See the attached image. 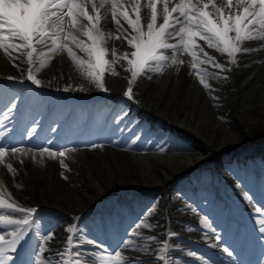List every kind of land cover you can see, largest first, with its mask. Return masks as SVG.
Returning a JSON list of instances; mask_svg holds the SVG:
<instances>
[{"label": "bare ground", "instance_id": "6f19581e", "mask_svg": "<svg viewBox=\"0 0 264 264\" xmlns=\"http://www.w3.org/2000/svg\"><path fill=\"white\" fill-rule=\"evenodd\" d=\"M142 3H146V0H142ZM159 10L160 6H158V11ZM144 11L147 10L142 9V15ZM102 23L104 22L102 21ZM122 23L124 27L127 28L126 23L123 21ZM105 31H111L114 35L117 34L115 32V24L111 22L110 19L105 24ZM244 45L245 47L251 45L254 46V48H264V40L246 42ZM109 47H116L119 52L130 51L124 42L115 39L109 41ZM74 50L82 59L85 58L84 54L79 52L78 49ZM206 50L212 52L213 55L217 56L218 60L224 62V58L220 57L219 54L214 53L213 50ZM45 52H47V49H45ZM13 55H15V53H13ZM182 58L185 60V64L179 66V72L175 71L176 66H171L166 67L162 74H150L152 76L151 79L138 77L136 83L133 85L135 98L133 101H129L123 96L127 88V80L131 79V74L123 70V68L127 67L126 62H121L123 68L121 64H117L115 69L120 73L119 75L113 76L107 73L105 74L104 82L109 90L108 92H104L106 97L100 99V102L94 103L92 101L93 103H88L83 107L77 104L72 105L73 110L71 111L72 117L70 122H72L75 117H82L84 121H86L88 127L95 126L97 115L108 109L107 101L117 100L122 102L124 106L130 110V113H133L139 120L143 118L146 125L151 126V124H158L163 127L166 132L165 135H169L171 131L177 130L181 135L188 137L189 140L192 141L191 144L194 143V145H197L196 147L192 146L195 149V154L186 155L178 153V151L189 149V146H175L173 148L147 147L143 150H136L131 146L120 148L112 142L97 143L96 146L92 148L72 145L59 150L66 152L65 157H59L57 152L55 159L49 156L48 153H44V155L41 156L40 151L42 149L35 148L28 144L22 145L21 151L17 152L15 156L12 154L8 155V153L5 154V165H7V163H12L13 168L16 170V172L13 173L8 171L6 167L7 175H3L2 172L0 174V196H2L5 204L15 202V204L24 208H35L37 210L54 209L62 212L64 215L63 219L55 226L56 230L49 234L53 239H47V242L43 243L46 251L41 253L39 250L38 256L53 258L52 262L59 264L58 262H60L61 258L58 257L56 253L58 251H63L67 247V237L72 234V232L67 231V229L75 227L76 230H79V225L90 215H102L104 221L97 229L101 232H109L112 236L115 231L114 229L118 227L119 223L123 225L127 224L128 218L124 214H119L113 210L111 201L114 202L124 198L125 200L128 199L130 202L127 208H143L147 204V201L143 200V202L136 197V195L141 196L142 193L135 195L134 192H130L134 189H138V191L142 192H160L163 197L158 201L160 210L152 213H145L139 220V224L143 222L145 225H151V227H135L134 230L132 229L133 231L129 232L125 239L131 241L129 248L124 249L121 246L117 251H121L122 255L126 257L124 264H129V259L132 264H157L158 261H156L154 257L157 254L158 246H162V244L157 242L151 247L149 241L145 239L148 237L146 233L152 232V234H155L159 238L162 237L164 244L168 243V241L171 242L174 238L171 233L180 231H178V228H175L176 226H174L171 221L174 216H182L186 211V209H177L171 202V189L173 184L191 168H199L200 170L208 169L210 171L212 170L213 189L215 193L218 192L219 187L215 185V181L222 178V174L217 171V168H215V171L213 170L215 166L217 167V162L213 160L209 162L203 161L202 153L208 148L207 145H209V142L213 141L212 137L214 136V131H216L215 125L223 134V138L219 143L221 149L217 151V159L224 156L223 152L225 150H228L226 157L240 154L231 145L239 133L244 135L249 132L247 125L248 118L245 116L249 108H243L240 116L236 117V125L239 129H236L237 131L225 128L226 126L224 122H222L223 120H214L215 116L211 119L212 113L210 111L212 110L211 100H213V96H208L203 86L199 89L196 88V84L199 82L193 74H190L192 72L191 58L187 55H184ZM26 59V57H23L15 61V63L19 64L21 67V70L18 71L17 68L13 66V61L4 55L3 50H0V83H9L16 86L30 83L32 85V90L52 100H56L60 97V93L63 92L61 89L66 84H71L74 88L83 86L85 90L82 91V93L91 90L92 84L80 79L78 73L81 70L76 67L71 57L67 55L66 50L52 54L51 58L45 61L46 66L39 69V71L36 69L39 68L40 60H37L36 63L31 66L33 75L42 81L39 87L33 85L26 79L27 69L29 67ZM237 61V66H231V72L220 73L221 76H226L225 74H228V81H232L231 91L234 92L236 98H238V88L242 86L241 84L245 79V76L241 77L242 73L249 74V79L251 78V80L254 74L264 73V53H241L237 55ZM9 76L15 77L16 79L9 80ZM206 79H208V77H206ZM209 80L213 81V84L216 83L214 78ZM69 92L76 95L80 93L79 91ZM6 99V96L0 93V101ZM90 100L88 101L91 102ZM50 104L52 103L50 102ZM50 104L47 105L44 102H40L37 104L36 112L26 114L24 108L21 110L22 114L17 113L18 108L20 109L23 107V100L20 103H14L13 100L10 104L12 105L11 108L9 106H1L0 131L8 133L13 129L26 127V129L30 130L27 132V136L29 134L34 135L38 132V126L47 120L48 123L46 126L48 125L50 129L49 138L57 136L61 132L60 125L62 123L60 125L53 124L56 119L54 118V112L50 115L51 117L39 116V111L45 108L46 105L47 110H49L51 107ZM97 105L99 106L98 109L95 107ZM230 105L231 108L237 107L235 103ZM261 105V107H263L264 103ZM13 106H15L14 110L10 111ZM59 108L62 109L64 106H60ZM10 114H13V120L5 117ZM127 118L126 116L124 120ZM6 120H10V122L7 123ZM212 121L213 124L211 126L210 123ZM117 124L118 123H114L111 127L115 128ZM120 124H122V122H120ZM69 127H73V124H69ZM34 128L36 129L35 133L31 130ZM207 130H211L213 133L208 136ZM80 132L81 129H76L77 134ZM33 157H35V159H33ZM60 159L65 161V164L68 166L67 169L60 166ZM21 161H23V163H21ZM61 173H63L67 179L61 176ZM252 175L255 176V180H257L258 184L264 187V178L254 173H252ZM13 183L15 186L12 185ZM15 198H17V200ZM104 199L105 201H103ZM19 200L25 201L27 206L19 203ZM258 201L261 205H264V201H261V198H259ZM216 207H219L218 204H216ZM188 209L193 210L191 207ZM195 209H197L195 211L200 215L207 214L206 208L201 204H196ZM248 214L261 216V213L257 214V212L253 210L249 211ZM0 215H6L9 219H14L8 216L11 215V211L9 208L7 209V207L0 209ZM110 216L118 217V219H112L111 223ZM198 217H200L198 214L193 213V217H183L179 222L185 224L183 230L187 229L189 231L198 228L199 234L206 233L209 235L211 233L209 228H211L212 222L206 221L198 224L196 221ZM241 217L244 218L243 215H241ZM256 221L257 220H253L250 223V225H253L252 228H250L251 226L248 227V229L240 226L236 234V238L240 235L238 239L245 238L249 249L244 251V253H247L249 257L255 256L254 254H256L257 249L262 247L263 245L261 244L264 243V238H262L261 234L258 232L259 224H257ZM35 224V222L28 224L22 231L24 234L23 246L17 245L21 259L28 254L27 246L30 243V239H34L38 235L39 230ZM233 225L235 226V224ZM3 227L6 230L0 231V234L5 235L6 241L12 240L13 237L10 234L16 231L14 230V225H6ZM221 229H225L224 225L221 226ZM225 231L226 235L223 238H231L232 231L234 230H228L226 228ZM180 238L182 239V237ZM200 238L202 237H195L196 241ZM254 239L259 241L255 247L253 246ZM76 240L74 239V242ZM78 240L81 244L80 250L82 251L83 249L82 252L85 254L92 253L95 258V264L99 263L98 258L101 257L105 250H101L99 257H97L96 248H86L85 245L81 243V239L78 238ZM180 242L181 241H179V243ZM99 243L105 245V240H100ZM215 243L214 241L211 242L212 248H215V246H213L216 245ZM225 244L230 250H234L233 256L240 255L239 251L247 247L245 243L242 247L235 243L226 242ZM178 245L179 244L176 243L177 248H179ZM145 249L150 250L146 252ZM221 252V250H217L216 253ZM9 254L13 255L15 258V253ZM222 255L223 256L220 257V263L217 264H240L238 262V257L233 258L234 261H231L226 253L222 252ZM63 259H69V257L65 256ZM86 262L93 264L92 261L84 260L82 264ZM258 264H264V257H261Z\"/></svg>", "mask_w": 264, "mask_h": 264}, {"label": "snow or ice", "instance_id": "6c2138e0", "mask_svg": "<svg viewBox=\"0 0 264 264\" xmlns=\"http://www.w3.org/2000/svg\"><path fill=\"white\" fill-rule=\"evenodd\" d=\"M142 9L147 10L143 15ZM109 19L115 24L116 35L105 31ZM112 39L124 42L130 51L119 52L116 47L110 48L109 41ZM256 40H264V0H146V3H142V0H0V50L13 61L18 71L21 67L15 61L26 57L29 66L26 79L37 87L41 86L42 81L33 75L31 66L40 60L36 69L39 71L46 66L45 61L52 54L66 50L76 67L86 74L88 82L103 92L109 91L104 82L105 74L119 75L115 66L126 62L127 67L123 68L122 64L121 67L131 74V79L127 80L123 96L129 101L135 99L133 85L138 77L151 79L150 74H162L166 67L171 66H176L175 71L179 72V66L185 64L184 55L191 58L190 74L195 75L199 84L211 92L214 89L206 77L227 81L229 77L220 73L231 72V66L238 65L237 55L252 51L244 44ZM74 49L83 53L85 58L77 55ZM206 49L219 54L224 62ZM8 79L16 78L9 76ZM61 90L85 89L83 86L74 88L66 84ZM212 99L217 97L213 96ZM126 115L118 114L119 121L122 122ZM35 131V128L32 129L33 133ZM141 137L142 133L129 142L134 144ZM7 149L11 150L13 156L21 151L10 144H0V163L4 161ZM57 152L59 157L66 155L65 151H52L49 147H42L40 155L48 153L55 159ZM59 164L68 168L63 159L59 160ZM6 167L8 171L16 172L12 163H7ZM61 176L64 174L61 173ZM64 178L67 179L66 176ZM248 199L250 203L253 200L252 197ZM5 207L14 213H24V217L14 220L0 215V231H5L3 226L6 225L24 226L35 222L33 214L38 212L37 209H26L15 202L5 204L0 196V209ZM257 214H260L259 208ZM256 223L259 224L258 232L264 238V219ZM145 226L151 227L143 222L136 225L137 228ZM67 231L74 232L76 229L73 227ZM10 235L13 239L6 241L5 235L0 234V264H32L31 257L21 259L19 255L17 245L23 246V232L14 231ZM47 239L53 237L47 236ZM145 239L154 241L156 238L149 236ZM215 239L219 242L222 237L216 235ZM87 242L96 244L97 257L101 250H108L114 252V256L109 257L114 264H124L126 257L121 251L92 240ZM130 243L122 240L117 247L128 249ZM38 247L41 253L46 251L43 244H38ZM80 248V241L77 239L74 242L73 236L69 235L67 247L56 253L61 258L59 264H82V260L95 264L92 253L85 254ZM149 250L145 249L146 252ZM168 250L169 244L165 243L159 249L161 254L154 259L162 264H170ZM222 250L229 257L234 254L229 247ZM9 253H15V258ZM65 256L69 259H63ZM35 264H43L40 256L36 257ZM129 264H132L130 259Z\"/></svg>", "mask_w": 264, "mask_h": 264}, {"label": "rangeland", "instance_id": "374dc122", "mask_svg": "<svg viewBox=\"0 0 264 264\" xmlns=\"http://www.w3.org/2000/svg\"><path fill=\"white\" fill-rule=\"evenodd\" d=\"M245 47V45H244ZM252 49V48H250ZM261 51V49H252L251 52H258ZM259 51V52H260ZM264 72V71H263ZM254 74V73H253ZM249 76V74L246 73H242V76ZM252 80H250L251 82L246 83L245 85L242 83L241 87L238 88V98H236V96H234V92L231 91V84L232 81L231 80H227L226 83H221L218 81H216V83L213 84V81H210L209 78L208 82L210 83V85L212 86V88L215 91H207V89H205L206 94L208 96H215L217 97V99H213L211 100L212 105L211 108L212 110L210 111L211 114V119L214 120L216 119H220L223 120L222 122H224L225 124V128L231 129L232 128L230 126L236 127V117H239L242 109L243 108H249V110L247 111V115H245L248 119H247V125L249 128V132L246 133L245 135H242L241 133H239L237 135V137L234 139L235 141H233V144L231 145L233 148L239 149L238 146H247L248 145V141L249 138H251V140L253 141H258L261 140L264 142V106L261 107L262 103H264V73H257L254 74L252 76ZM216 80V79H215ZM214 85V86H213ZM202 85H199L198 87L196 86L197 89H199ZM219 86V87H218ZM218 87V88H217ZM202 88V87H201ZM232 95L233 97H235V99H232ZM220 97V98H219ZM235 106H237L236 108H231L230 104H234ZM120 106V102L118 103L117 107ZM116 106H112L110 108V112L108 113L109 117L113 114L114 109ZM219 109V112H218ZM253 109V110H252ZM252 110V111H251ZM128 113V112H127ZM105 117V116H103ZM116 118H119L118 116ZM102 120V118H101ZM140 125H141V129L144 128V130H142V132H139V130H136V132L131 131V127L133 126V124H130L129 127H127L126 129H124L121 133H114L116 135H111L107 132H103L102 133V137L103 139H109L110 141H116L118 142L119 145H126L129 144L130 140L132 138H135L137 135L142 133V137L140 138L141 140L134 143V146L138 149H144L145 147L147 148L148 146L154 147V148H173V147H180V146H189V149H193L194 143H192V141L189 140L188 137H185L183 135H181L177 130L172 131L171 135H165L166 132H164L162 129H160V127H157L156 125H146L145 121L140 120ZM139 122V121H138ZM213 121L210 123V125L212 126ZM214 127L216 128V131H214V136L212 137L211 142H209V145H207L208 148H206V150L203 152V155L205 157V160L210 161V160H215V162H222L224 161V159H226V154L228 152V150H225L223 152L224 156L223 157H219L217 159V151H219L221 149L219 143L220 140L223 138V134L222 131L220 129H218V127H216L214 125ZM212 128V127H209ZM239 130L238 126L233 129V130ZM144 131V132H143ZM213 131L211 130H207V135L209 136L210 134H212ZM98 134L100 133V130L95 134L96 137H99ZM71 138L73 139L75 136L73 134H71ZM240 135V136H239ZM249 136V137H248ZM90 139L92 140H96L97 138H93L91 137ZM205 141L207 142V140L205 139ZM193 146V147H192ZM231 148V149H233ZM242 150V149H241ZM256 153V152H255ZM255 153H248L244 156V159H246V161L244 162L245 166L247 168H245L246 173L248 174L249 172H251L254 167L252 166V161L254 159V161H256V163L258 164V167L256 168L257 172L259 174L262 175V178H264V167L261 165L264 163V155L263 153H261L260 151L257 152V154H262L263 155V162L260 161V159L257 157V155ZM250 155V157H248ZM228 157H232V156H228ZM236 156H233V158H235ZM232 158V159H233ZM243 162V161H242ZM241 162V163H242ZM225 164H228L226 162H223ZM206 173L210 172V171H205ZM5 175V173H4ZM190 175H194L193 171H188L186 173V175L182 176V178L179 179V182H182V186L185 187L187 186V180L189 178ZM14 186V183L12 184ZM261 191V196L262 199H264V189H258ZM227 191V190H226ZM228 192V191H227ZM229 193V192H228ZM173 197H174V193H172ZM231 195V194H230ZM178 197V196H177ZM231 197V196H229ZM163 197L161 196V193L159 192H152L150 191V193H148L146 195V199H149V206H146V209L144 208H138L134 211L133 213V217L132 219L129 220V226H122L120 228H118L116 235L113 239H117L114 242H109V247L110 249H114L115 251H117L116 249L118 248L117 246L121 244V241L123 239L126 238V233L130 232L138 223V218L140 219L141 214L144 212L147 213H152V212H156L158 210H160V207L157 205L158 201L161 200ZM176 198V197H175ZM214 198L212 199V203H214ZM174 202H177L178 204L180 203L181 205H184L186 203H190L186 197H183L181 199L180 202H178V200H173ZM208 198H206V200H203V202H201V204L206 205V207L209 209L210 204L207 202ZM225 205H221L216 212L213 211L212 208H210V217L211 219H217L220 216L224 217L225 215L227 216V210H223ZM178 209H182L181 206L177 207ZM260 209V212L263 213L262 216H253V215H248L245 217L247 224H249L248 222H252L255 219H264V208H262L260 205H257V209ZM256 209V208H255ZM123 213L127 212V209H123L122 210ZM151 211V212H148ZM21 218L24 217V213H20ZM37 216L41 217L43 222L50 228H52V225L58 218H61L62 215L60 214V212H56V211H39L37 212ZM45 216V217H44ZM86 222H88V224L92 225L91 221L88 219L84 220V223L82 224V226H84L86 224ZM18 229L22 226L21 225H17ZM86 228V227H85ZM235 228V227H233ZM149 236H154L156 239L154 241L152 240H148L149 243L151 244V247H153L157 242H160L162 244V246L164 245V240L162 241V237L159 238L158 236H156L155 234H152V232H148L146 233ZM164 236V234H163ZM40 241V240H39ZM245 240H240L237 239L236 243L239 245L241 242L244 243ZM229 242L234 243V241H232L231 239H229ZM168 244H172L170 241H168ZM162 246H158L157 249V254L159 255L161 254L159 252V249ZM137 247V246H134ZM187 250H189L190 252H193L194 255H196L197 257H200L201 254L199 251L194 250L190 247V245H187V247L185 248ZM177 251H174L172 246L169 245V250L167 253V258L170 262V264H172L173 260L174 261H180V258H176V256H172V254L177 255L176 253ZM259 252H264V245L262 247H260ZM114 254V252H109L107 254V257L105 259H103L104 261L101 262V264H114V261L111 259H109L110 256H112ZM244 261V260H243ZM104 262V263H103ZM49 263L48 260L43 261V264H47ZM157 264H162V262H157ZM183 264V263H181Z\"/></svg>", "mask_w": 264, "mask_h": 264}]
</instances>
